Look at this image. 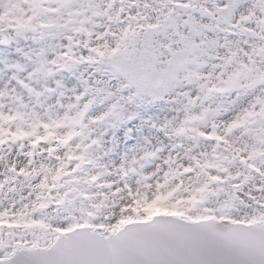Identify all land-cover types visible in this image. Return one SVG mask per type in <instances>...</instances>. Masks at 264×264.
<instances>
[{
    "label": "snow or ice",
    "instance_id": "6c2138e0",
    "mask_svg": "<svg viewBox=\"0 0 264 264\" xmlns=\"http://www.w3.org/2000/svg\"><path fill=\"white\" fill-rule=\"evenodd\" d=\"M0 72V264H264V0H0Z\"/></svg>",
    "mask_w": 264,
    "mask_h": 264
},
{
    "label": "rangeland",
    "instance_id": "374dc122",
    "mask_svg": "<svg viewBox=\"0 0 264 264\" xmlns=\"http://www.w3.org/2000/svg\"><path fill=\"white\" fill-rule=\"evenodd\" d=\"M81 72L90 81L91 80L104 81L108 79V76L104 74L102 70L93 72V69L91 67L80 66L78 69L74 70L73 73L64 74L62 79L66 87H76L77 89H79L81 87V81L77 79V76ZM89 73H91V75H89ZM6 79L7 76L3 72H0V87H3L4 81ZM110 86L114 87L115 82L114 81L110 82ZM103 107H104L103 105H98L93 109V111L99 112L103 110ZM166 107L167 106L165 105L164 101H158L148 106L141 105L140 107H136L135 105H128L126 106L125 115H128L129 113L132 112H135L136 115L133 116L131 120L126 121L122 126H119L116 129H109L108 135L114 134L116 137H119L121 141H123L121 148H127L129 146H132L133 143L140 140L141 137L149 134L148 125L152 121L156 120L158 117H163L166 111ZM124 128L133 129L132 133H130V136L132 138L128 139L127 141H124V138L121 135Z\"/></svg>",
    "mask_w": 264,
    "mask_h": 264
}]
</instances>
